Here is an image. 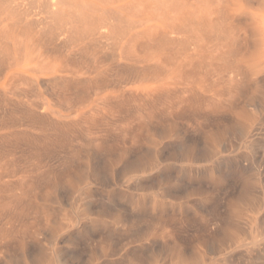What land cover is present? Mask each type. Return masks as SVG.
I'll return each instance as SVG.
<instances>
[{"label":"rangeland","instance_id":"obj_1","mask_svg":"<svg viewBox=\"0 0 264 264\" xmlns=\"http://www.w3.org/2000/svg\"><path fill=\"white\" fill-rule=\"evenodd\" d=\"M37 49L70 74L0 79V264H264V69L251 68L253 49L187 69L163 42L136 47L129 63Z\"/></svg>","mask_w":264,"mask_h":264},{"label":"bare ground","instance_id":"obj_2","mask_svg":"<svg viewBox=\"0 0 264 264\" xmlns=\"http://www.w3.org/2000/svg\"><path fill=\"white\" fill-rule=\"evenodd\" d=\"M245 22H248V25L244 28L242 24ZM161 42L176 44L183 69L193 67L199 63L200 59L207 60L209 63L206 67H209L219 53L237 54L248 49H253V54H255L251 68L264 69V0H0V79L3 81V86L23 80L37 82L42 80L41 76H46L47 81H56L65 79L70 74L67 66L50 62L47 50L37 49L40 43L47 44V46L55 45L61 49L68 48L70 50L65 53L69 57L81 55L86 50L92 49L95 53L102 55L106 53V57L109 53L112 60L115 58L118 61L129 63L133 60L132 53L136 47ZM28 43L33 46V50L26 48ZM104 57L102 59H105ZM111 57H107L106 60ZM233 68L236 69V67ZM237 76L232 73L228 79L233 82L235 78H238ZM238 79L235 80L236 85L240 84ZM116 85L114 83V86ZM137 85L140 84L137 83ZM91 92L94 93V91ZM85 99L88 100L86 94ZM208 116L207 114L206 117ZM134 252L137 253V251L132 253ZM248 261L251 262L250 259Z\"/></svg>","mask_w":264,"mask_h":264}]
</instances>
